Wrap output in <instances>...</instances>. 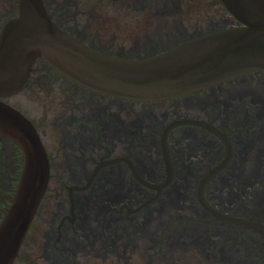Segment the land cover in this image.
<instances>
[{
	"label": "flooded vegetation",
	"instance_id": "obj_1",
	"mask_svg": "<svg viewBox=\"0 0 264 264\" xmlns=\"http://www.w3.org/2000/svg\"><path fill=\"white\" fill-rule=\"evenodd\" d=\"M43 4L60 30L126 59L239 26L220 0ZM18 16L19 0H0V32ZM3 101L33 125L50 166L13 264H264V71L140 101L37 59Z\"/></svg>",
	"mask_w": 264,
	"mask_h": 264
},
{
	"label": "water",
	"instance_id": "obj_2",
	"mask_svg": "<svg viewBox=\"0 0 264 264\" xmlns=\"http://www.w3.org/2000/svg\"><path fill=\"white\" fill-rule=\"evenodd\" d=\"M239 26L211 32L145 59L96 52L60 30L43 0H19V16L0 32V139L23 157L12 200L0 221V264H13L45 194L49 161L33 125L3 100L18 93L41 59L96 92L140 101L188 95L264 71V0H220Z\"/></svg>",
	"mask_w": 264,
	"mask_h": 264
},
{
	"label": "rangeland",
	"instance_id": "obj_3",
	"mask_svg": "<svg viewBox=\"0 0 264 264\" xmlns=\"http://www.w3.org/2000/svg\"><path fill=\"white\" fill-rule=\"evenodd\" d=\"M14 149L12 145L0 142V221L12 200L23 164L22 155L18 159ZM17 162L20 163L18 167Z\"/></svg>",
	"mask_w": 264,
	"mask_h": 264
},
{
	"label": "trees",
	"instance_id": "obj_4",
	"mask_svg": "<svg viewBox=\"0 0 264 264\" xmlns=\"http://www.w3.org/2000/svg\"><path fill=\"white\" fill-rule=\"evenodd\" d=\"M15 152H18V151H15ZM21 153H19V156H20ZM18 163V162H17ZM20 165V163L17 164V167ZM18 178V177H17Z\"/></svg>",
	"mask_w": 264,
	"mask_h": 264
}]
</instances>
